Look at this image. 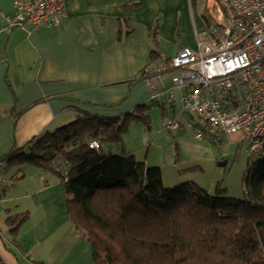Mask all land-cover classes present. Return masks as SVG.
Instances as JSON below:
<instances>
[{
    "label": "crops",
    "instance_id": "0c3cea01",
    "mask_svg": "<svg viewBox=\"0 0 264 264\" xmlns=\"http://www.w3.org/2000/svg\"><path fill=\"white\" fill-rule=\"evenodd\" d=\"M14 1L0 0V158L80 114L121 118L149 105V86L140 75L150 60L151 30H157V51L166 58L207 38L206 0H65L60 23L40 28L9 24ZM170 77L168 72L157 80L162 94L148 112L150 128L134 125V136H125L124 155L159 168L165 186L199 185L192 174L219 175L217 168L245 143L166 129L167 120L186 113L179 101L184 90H174L173 101L169 97ZM12 108L16 117L10 115ZM14 172L0 168V182L7 185ZM16 179L10 192L0 194L3 263L33 264L29 255L42 264H93L88 245L68 218L58 177L30 166ZM211 183L208 187H214ZM23 212L29 217L10 244L5 218Z\"/></svg>",
    "mask_w": 264,
    "mask_h": 264
},
{
    "label": "trees",
    "instance_id": "16d2710c",
    "mask_svg": "<svg viewBox=\"0 0 264 264\" xmlns=\"http://www.w3.org/2000/svg\"><path fill=\"white\" fill-rule=\"evenodd\" d=\"M150 37L156 50L151 48L149 62L159 56L156 29ZM154 104H141L121 118L80 114L12 149L0 158L1 169L15 170L7 185L0 182L1 195L27 167L56 175L64 184L68 218L93 264H264V153L249 157L243 199L226 197L218 186L214 195L191 183L165 186L159 168L124 155L127 122L149 129ZM92 141L98 149L88 147ZM55 159L66 166L54 169ZM28 217L23 212L5 218L10 244Z\"/></svg>",
    "mask_w": 264,
    "mask_h": 264
},
{
    "label": "built area",
    "instance_id": "2783aa9c",
    "mask_svg": "<svg viewBox=\"0 0 264 264\" xmlns=\"http://www.w3.org/2000/svg\"><path fill=\"white\" fill-rule=\"evenodd\" d=\"M64 2L15 0L9 24L57 26L64 17ZM205 4L207 38L170 58L159 54L143 69L149 102L158 101L162 90L157 80L171 72L167 92L173 101V91L184 90L179 101L190 116L186 126L196 139L222 135L229 142L245 143L247 155L258 157L264 153V0H206ZM179 124L177 119L167 120L165 128L174 131ZM88 147L98 149L99 142ZM65 166L60 159L52 162L54 169Z\"/></svg>",
    "mask_w": 264,
    "mask_h": 264
},
{
    "label": "rangeland",
    "instance_id": "374dc122",
    "mask_svg": "<svg viewBox=\"0 0 264 264\" xmlns=\"http://www.w3.org/2000/svg\"><path fill=\"white\" fill-rule=\"evenodd\" d=\"M152 109H149L148 112H152L155 106H152ZM178 119V118H177ZM173 120V119H172ZM190 121V116L188 113H184L183 117H180L179 122L184 123L186 125L187 122ZM138 122L134 119H130L127 122L128 126V134L134 136V125H139L140 123L137 124ZM166 123V122H165ZM165 126V124H164ZM183 129L182 131L184 132V135L187 137H193L192 131L188 128H182L179 126V130ZM181 131V130H180ZM219 147V146H217ZM235 154H233L231 157H229L227 160V165L225 167H216L217 171L219 172V175L214 176L212 173L206 172L204 175H196L192 173H196L194 171L189 172L188 174H192V178H197V181H200V184L198 187L205 188L206 192L214 195L216 186L221 189H225L226 192L222 193L226 197H232L236 199H243L245 197V184H244V174L248 170V161H249V156L246 153V145H238L236 146L235 149ZM226 160V159H225ZM221 162V161H219ZM218 162V163H219ZM0 175H2L0 173ZM1 178V176H0ZM212 180V183L210 186L214 187H208V181ZM197 188V187H196ZM1 190V189H0ZM1 194V193H0Z\"/></svg>",
    "mask_w": 264,
    "mask_h": 264
},
{
    "label": "water",
    "instance_id": "95a60500",
    "mask_svg": "<svg viewBox=\"0 0 264 264\" xmlns=\"http://www.w3.org/2000/svg\"><path fill=\"white\" fill-rule=\"evenodd\" d=\"M222 165H224V164H222Z\"/></svg>",
    "mask_w": 264,
    "mask_h": 264
}]
</instances>
